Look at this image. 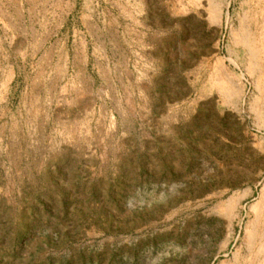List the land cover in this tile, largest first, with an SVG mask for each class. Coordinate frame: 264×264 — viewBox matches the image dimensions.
<instances>
[{
  "label": "rangeland",
  "instance_id": "obj_1",
  "mask_svg": "<svg viewBox=\"0 0 264 264\" xmlns=\"http://www.w3.org/2000/svg\"><path fill=\"white\" fill-rule=\"evenodd\" d=\"M257 9L0 0V264H264Z\"/></svg>",
  "mask_w": 264,
  "mask_h": 264
},
{
  "label": "bare ground",
  "instance_id": "obj_2",
  "mask_svg": "<svg viewBox=\"0 0 264 264\" xmlns=\"http://www.w3.org/2000/svg\"><path fill=\"white\" fill-rule=\"evenodd\" d=\"M262 8H263V6H262ZM250 21H251V25H252V28L250 27L251 31H250V29H249V31H247V33H246V31L245 32L242 31V34L240 32L241 35H239L237 38H236V36L238 34L236 36L233 34L234 37L237 39V44L239 45L240 48H242L248 54V57H252L254 55L255 45H257L258 48L260 47L259 51H262L264 53V13L262 12V10L257 9V12H254V14L252 13L250 16ZM243 30H246V29L244 28ZM234 37H233V39H235ZM236 39H235V41H236ZM233 43H234V40H233ZM257 52H258V50H257ZM260 54H261V52H260ZM251 61H252V59H251ZM255 63H256V61H255ZM256 65H257V63L255 64V66ZM225 206L227 207L228 205L226 204Z\"/></svg>",
  "mask_w": 264,
  "mask_h": 264
}]
</instances>
